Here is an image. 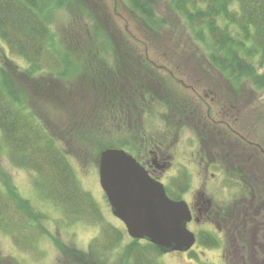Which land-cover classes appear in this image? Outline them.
Wrapping results in <instances>:
<instances>
[{
  "label": "trees",
  "instance_id": "trees-1",
  "mask_svg": "<svg viewBox=\"0 0 264 264\" xmlns=\"http://www.w3.org/2000/svg\"><path fill=\"white\" fill-rule=\"evenodd\" d=\"M66 1L70 0H0V38L27 64L18 71L41 84H34L40 89L35 92L38 101L55 99L58 105L53 125L25 97L30 83L23 82L24 89L14 85L0 66V149L8 150L17 166L34 172L33 185L41 197L54 201L73 221L104 220L69 157L93 155L89 141L105 135L104 148H124L145 163L151 151L170 152L188 127L198 133L202 152L213 155V167L224 174L225 184L239 189L245 180L255 183L254 188L264 182V0H167L179 29L170 28L157 10L159 0H120L134 19L147 25V34H140L146 42L131 35L135 45L125 40L114 49L107 36L100 44L114 49L116 62L107 67L100 61L91 64L72 87L62 82L75 75L76 60L70 52L53 48L47 21V11ZM167 34L182 37L187 51L169 46L163 40ZM81 40L77 51H90L85 47L90 39ZM138 40L146 45L144 50L138 48ZM150 50L164 57L165 65L151 59ZM183 64L189 67L180 70ZM43 72L51 78L41 81ZM177 179L167 187L174 199L189 186ZM4 196L8 199L0 200V217L10 219L5 230L17 233V240L24 236L19 232L27 229V220L34 226L47 218L16 185L11 184ZM102 230L103 252L122 241V230L109 224ZM202 240L213 245V240ZM63 251L89 264L82 250ZM125 251L132 264H161L157 256L163 251L148 240L131 238ZM8 259L0 252V264H16Z\"/></svg>",
  "mask_w": 264,
  "mask_h": 264
},
{
  "label": "rangeland",
  "instance_id": "rangeland-1",
  "mask_svg": "<svg viewBox=\"0 0 264 264\" xmlns=\"http://www.w3.org/2000/svg\"><path fill=\"white\" fill-rule=\"evenodd\" d=\"M155 3L160 14L172 24L170 28L179 29L176 14L172 11L169 1L159 0ZM47 21L52 34L51 44L53 48H62V51L70 52L77 63L75 75L71 80L62 82L64 87L65 83L70 87L75 82L77 83L81 77H77V75L87 71L93 63L96 64L100 61L104 67L115 63L117 58V54L114 52L115 47L121 48L125 40L135 45V38L144 40L140 36L141 32L147 34V25L141 20L134 19L129 9L124 5L122 6L120 0L66 1L64 4L55 5L47 11ZM83 36L92 40H89L85 46L90 51H77L75 48L82 41L81 37ZM107 36H110L114 41V49L108 45L100 44L101 41H105ZM174 37L167 34L163 40L176 51H187L183 38L176 36L175 39ZM144 41L146 42V40ZM137 42L141 43L138 48L144 50L146 45L139 40ZM81 48L83 49V47ZM95 52H98V57L95 56ZM149 55L154 61L164 64V57L155 54L153 50L149 51ZM0 66L4 67L7 73L11 75L14 85L24 89L23 82L30 83V93L27 95L24 89V94L26 98L30 99L31 106L39 110L38 114L43 116L44 120L47 119L53 125L57 123L54 121L57 118L55 115L57 112H54L55 108L58 107L56 100L40 102L36 99L35 92L40 93V89L35 86L38 85V81H35V78L33 81H29L23 73L18 71L17 67L23 69L27 66L25 59L13 54L1 38ZM188 67V64H183L180 70ZM47 78H51V74L47 72L41 73L39 77L41 81ZM183 81L188 83L190 80L184 78ZM198 90L203 92L202 88ZM207 106H205V110ZM107 139L108 137L105 135H98L89 141L92 144L90 149L93 155L87 154L84 157V153L80 158L72 155L69 157L73 171L80 180L82 187L91 193L103 213L104 220L100 221L86 218L82 221L69 219L68 215L54 201L46 200L38 194L33 185L34 172L17 166L12 161L9 151L0 149V200H7L6 196L2 197L3 194L11 184L16 185L19 191L32 201L36 210L47 215V218L40 219L41 225L55 236V240H53L47 233H43L40 224L32 226V223L30 224L27 220V229L25 228L26 230L21 232L18 230L19 237L29 235L31 238L23 236L22 239L17 240L15 238L17 233H9L5 230V224H8L10 219L0 217V252L2 257L9 258L16 264H82L76 261L72 255L64 252L63 250L66 248L70 251L79 249L87 253L85 260L89 264H132L130 258L124 257L126 254L125 245L130 242L131 237L125 224L112 213L108 198L100 184L98 155L100 150L102 151L107 145ZM0 140H2L1 136ZM202 145L203 143L195 130L190 127L182 129L175 146L170 152H166V154L171 155L169 169L161 174L157 173V176L166 187L174 186V181L178 182V177L188 180L190 182L188 187L193 189L204 183L207 196L215 203L225 206L229 200L228 193L231 195L233 191L239 192L241 188L237 190L227 188L224 182V174L214 169L213 165L207 168L208 174L204 173L205 168H199L200 160L205 157L202 152ZM203 167H206V163L203 164ZM212 172H214L213 176ZM185 199L188 200L187 197ZM19 218L17 217L15 220H19ZM108 224L122 230L123 238L116 247L103 252L101 248L104 239L102 228ZM188 226L190 230L197 233L199 238L193 248L189 252H163L157 256V261L161 264H222L219 249L213 248L212 244L205 245L202 242L203 237L207 240L212 237L213 227L208 224L197 225L195 222L189 223ZM61 246L63 250L60 248ZM92 247H98L99 250L95 252Z\"/></svg>",
  "mask_w": 264,
  "mask_h": 264
},
{
  "label": "water",
  "instance_id": "water-1",
  "mask_svg": "<svg viewBox=\"0 0 264 264\" xmlns=\"http://www.w3.org/2000/svg\"><path fill=\"white\" fill-rule=\"evenodd\" d=\"M153 163L159 169L167 165ZM101 186L113 214L126 225L132 238L145 239L164 253L187 251L196 242L188 228L192 213L188 203L168 196L164 184L152 177L130 152L108 147L99 159Z\"/></svg>",
  "mask_w": 264,
  "mask_h": 264
},
{
  "label": "flooded vegetation",
  "instance_id": "flooded-vegetation-1",
  "mask_svg": "<svg viewBox=\"0 0 264 264\" xmlns=\"http://www.w3.org/2000/svg\"><path fill=\"white\" fill-rule=\"evenodd\" d=\"M261 152L264 154L263 149ZM169 156H160V160L166 162L167 158H171ZM204 156L199 162V168H205L204 173L208 174L207 168L213 165V155L206 150ZM204 163L206 167H203ZM145 166L156 178L157 173L167 171L156 169L150 160ZM226 186L234 190L232 184L227 183ZM239 186L241 191H233L231 195L228 193L229 200L225 206L207 196L204 183L194 189H186L182 196L188 199L185 200L192 213L190 223L213 227L211 240L213 248L220 251L222 264H264V182L256 184L254 188L255 183L245 180Z\"/></svg>",
  "mask_w": 264,
  "mask_h": 264
}]
</instances>
